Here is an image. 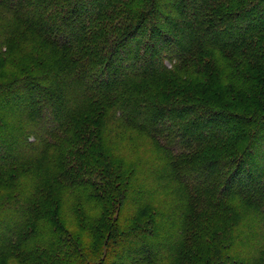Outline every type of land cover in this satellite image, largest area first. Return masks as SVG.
<instances>
[{"label":"trees","instance_id":"obj_1","mask_svg":"<svg viewBox=\"0 0 264 264\" xmlns=\"http://www.w3.org/2000/svg\"><path fill=\"white\" fill-rule=\"evenodd\" d=\"M264 264V0H0V264Z\"/></svg>","mask_w":264,"mask_h":264},{"label":"rangeland","instance_id":"obj_2","mask_svg":"<svg viewBox=\"0 0 264 264\" xmlns=\"http://www.w3.org/2000/svg\"><path fill=\"white\" fill-rule=\"evenodd\" d=\"M172 264H182L180 261H177L175 263H172Z\"/></svg>","mask_w":264,"mask_h":264}]
</instances>
